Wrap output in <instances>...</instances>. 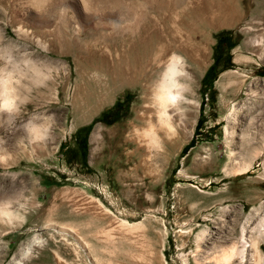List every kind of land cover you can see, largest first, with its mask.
<instances>
[{
  "label": "rangeland",
  "instance_id": "1",
  "mask_svg": "<svg viewBox=\"0 0 264 264\" xmlns=\"http://www.w3.org/2000/svg\"><path fill=\"white\" fill-rule=\"evenodd\" d=\"M179 1L0 0V82L13 96L11 105L0 102V211L12 213L0 214V264H60L59 259L64 264H139L128 255L138 252V245L123 237L108 244L95 236L112 219L142 226L141 239L151 253L147 264H213V250L221 254L229 245L225 239L235 241L243 223L247 237L251 234L264 214V159L252 161L244 174L226 175L225 170L244 157L242 129L256 131L258 108L250 106L247 92L264 82V55L259 58L253 50L255 21L264 14V3L236 0L224 25L205 29L208 56L189 95L193 105L180 117L173 112L174 137L157 129L154 140L146 141L136 132L147 126L141 114L153 78L140 74L137 46L125 54L120 70L115 65L117 33L110 19L123 17L125 27L124 17L139 9L151 16V6H178ZM128 23L127 32L141 25L142 16ZM221 32L234 46L228 66L226 46H221L218 74L206 90L202 78ZM126 96L125 116L92 125L85 167L79 158L68 160L65 151L76 149V131ZM244 102L247 106L239 110ZM247 107L251 112L244 116ZM233 108L236 113L229 117ZM226 130L233 134L230 146ZM67 189L93 198L108 213L75 210ZM71 229L88 243L87 253ZM250 255L248 249L245 264L251 263Z\"/></svg>",
  "mask_w": 264,
  "mask_h": 264
},
{
  "label": "bare ground",
  "instance_id": "2",
  "mask_svg": "<svg viewBox=\"0 0 264 264\" xmlns=\"http://www.w3.org/2000/svg\"><path fill=\"white\" fill-rule=\"evenodd\" d=\"M86 1L89 3L94 2V0ZM258 1L264 3V0ZM235 3L236 0H180L177 6L174 3L163 5L161 2L160 5L157 4L150 7V11L153 14L151 16H143L144 12L141 11L142 9L137 11L134 9L136 11L134 15L129 14L128 18L124 17L123 24L125 27H121L123 17L120 18L118 15L111 17V25L117 33L115 34L117 35L116 38L112 42V53L116 59L115 65L120 70L125 54L137 46L142 55L143 69H139L140 74L153 78L151 85L148 86L147 84L148 91L145 94L146 102L143 106L145 109H143L144 115L141 114V118L146 120L147 126L136 132L139 138L142 136V138H146V141L154 140L153 133L157 129L170 132V134L172 132V137L176 135L172 128V123L175 120L173 115L176 113L180 117L184 109L193 105L189 95L192 93L197 76L201 73L207 60L208 52L204 43L205 29L224 25L226 22L225 13L228 9H232ZM141 16V25L127 32L125 28H128L129 20L133 19V17L140 18ZM255 24L253 50L257 53L256 56L261 58L264 55V14L256 19ZM98 37L102 39V42L106 40L103 34H99ZM100 48L103 47L100 46ZM243 82L242 80L240 83L241 87L244 85ZM261 85L260 88L255 87V89H249L247 92L249 99H253L250 106L258 108L256 117H254L256 119L255 134L250 133L248 127L242 129L239 144L241 149L243 148L244 157L237 162H231V168L225 170L226 175L247 173L252 161L257 160L259 157L264 159V82ZM10 96L9 89L0 82V102L4 106L9 103L11 105ZM244 106H247L246 102L239 107V110L243 109ZM230 111L229 117L236 113L235 108ZM250 112L251 109L247 107L244 111V116H247ZM191 113L188 116L194 117L195 112ZM152 117H155V122L159 123V127L153 125L154 118ZM228 134L231 141H228L227 144L230 146L233 134L231 131L226 130V136ZM32 139H37V137L33 136ZM242 153H240V156H242ZM229 156L233 159L231 148ZM262 163L264 167V160ZM263 175L264 170L262 172ZM66 194L67 199L77 211L88 212V214L97 216H104L108 213L98 201L89 196L78 194L73 189H67ZM0 214L10 216L12 213L6 210L0 211ZM141 230L142 226L140 224L128 225L125 220L112 219L106 228L98 229L95 236L108 244L119 237L125 238V241L134 243L140 248L138 252L128 253L129 257L138 263L147 264L151 259V253L148 252L141 239ZM59 231L62 232L63 230ZM69 231L73 232L72 235H74L79 249L81 248L85 252L86 249L89 251L88 243L78 231L76 229ZM250 231L251 234L247 237L246 227L243 223L240 228V235L235 241L230 238L225 239L229 245L219 255H216L215 250H213V264H245L248 260V249L251 253L250 264H263L264 252L261 243L264 242V214L258 218L257 224L252 226ZM65 232L66 230H64ZM227 233L230 234L229 231ZM59 261L60 264H64L60 259ZM95 264H101V262L95 260Z\"/></svg>",
  "mask_w": 264,
  "mask_h": 264
},
{
  "label": "trees",
  "instance_id": "3",
  "mask_svg": "<svg viewBox=\"0 0 264 264\" xmlns=\"http://www.w3.org/2000/svg\"><path fill=\"white\" fill-rule=\"evenodd\" d=\"M225 35L223 32L219 33L217 36V43L214 47V58L212 65L207 69L205 72L203 78H202V85L204 88L211 89L212 83L215 80L218 72L216 71V68L220 66V56L222 55V52L220 50L222 45L226 46V61L227 65L229 63V55L228 51L234 46L233 43L229 42L228 40H223ZM225 65H222L221 68L224 69ZM130 103V99L126 96L123 100L116 102L110 109L103 112L96 120H94L89 125L82 127L78 129L75 133V141L77 142L76 149H67L65 153L69 154L68 160L70 159H76L79 158L80 164L82 167L86 165V151H87V138L88 134L92 128V125L96 122H102L104 124H112L116 122L121 117L125 116L127 110H128V104ZM125 106V107H124ZM118 112L123 113L122 115L118 116L116 115ZM194 144L193 140L183 148L182 152L185 153L190 147H192ZM60 149L63 150L64 147L61 145Z\"/></svg>",
  "mask_w": 264,
  "mask_h": 264
}]
</instances>
